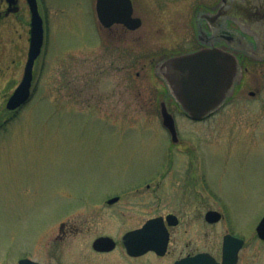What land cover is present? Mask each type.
Listing matches in <instances>:
<instances>
[{
  "label": "rangeland",
  "instance_id": "rangeland-1",
  "mask_svg": "<svg viewBox=\"0 0 264 264\" xmlns=\"http://www.w3.org/2000/svg\"><path fill=\"white\" fill-rule=\"evenodd\" d=\"M46 2L54 60L40 70L33 101L0 130V264L24 257L133 264L121 248L97 253L93 240L120 239L167 212L181 218L171 251L135 264H171L197 251L220 259L227 231L248 239L242 254L248 264H264L256 235L264 215V64L246 63L232 97L195 121L154 68L161 58L198 47L190 21L175 11L154 18L150 1L139 0L147 17L142 27L110 37L94 1V17L86 0ZM132 58L153 62L128 68ZM164 99L175 114L178 145L162 124ZM115 196L120 200L108 203ZM208 209L223 218L206 223Z\"/></svg>",
  "mask_w": 264,
  "mask_h": 264
},
{
  "label": "flooded vegetation",
  "instance_id": "flooded-vegetation-1",
  "mask_svg": "<svg viewBox=\"0 0 264 264\" xmlns=\"http://www.w3.org/2000/svg\"><path fill=\"white\" fill-rule=\"evenodd\" d=\"M73 3L81 0H73ZM76 1V2H75ZM89 1L90 11L92 12V5L94 1V11L97 21L101 27V31L106 33L110 37L123 36L129 32H135L137 29L142 27L143 23L146 20V11L139 6V0H130L132 6V17L138 19L141 23L136 28H130L126 23L115 20L117 16L124 15V10L126 7L121 3V0H105L103 5H108L111 7L112 13L110 16L106 17V21H111L109 25H106L100 17L98 3L100 0H86ZM148 6L151 10V15L154 17L160 18L161 16H168L167 14L172 12H177V17L180 20L190 21L191 23V31L194 34V42L198 45L197 48H192L191 50H187L184 53L194 52L203 47H207L210 45L219 46L225 50L232 51L235 53L239 59V62L242 66L243 73L241 81L238 85H241L244 73L249 68L246 66L248 62H255L257 64H264V0H255L250 4V6L240 7V10L248 15L251 23L237 22L238 20L235 18V12L239 9H233L231 11L228 8V14L220 15V8L222 6V0H205L202 3H195V0H149ZM58 3H62V0H57ZM64 3V2H63ZM36 4L39 14L42 18L43 24V41L42 46L38 54L32 56L33 46H34V15L32 5ZM48 2L46 0H0V130L6 127L8 122L12 121L19 113L24 109L30 102L33 101L36 93L39 89L40 84V70L45 69L47 66L51 65L52 62L49 60H54L53 52L50 53V36H49V28H50V16L48 13ZM148 8V9H149ZM154 11V12H153ZM93 15V12H92ZM94 17V15H93ZM155 18V17H154ZM224 19L228 21V27L232 32H238L239 35H230L231 42L227 41L223 38L224 30L221 26V20ZM211 20L212 24L214 23L215 27L209 22ZM200 21H204V29L209 33L208 35L200 34L199 24ZM247 21V20H246ZM220 25V27H219ZM251 28L255 29L254 32ZM239 36V38H237ZM245 37V38H244ZM244 38V39H243ZM251 40L252 44H254L255 48L258 51H261V55L258 57L251 56L246 53L243 48H247L244 43H247L245 40ZM192 40V39H188ZM243 47L242 49L237 47ZM119 51V47H117ZM125 51L123 52L124 55ZM119 56V52L117 53ZM130 54V52L128 53ZM173 55V54H172ZM168 58L167 56L161 58ZM135 58H132V61H129L130 64L128 68H135L136 66L140 68H147L148 65L152 64V62L147 61H138L135 62ZM159 61V62H160ZM149 63V64H148ZM158 63V62H157ZM154 63V68L157 64ZM31 68V81H30V95L25 103L20 106L11 109L8 107V102L11 96L14 94L16 89L20 86L26 76L27 69ZM237 85V86H238ZM251 94H254L251 92ZM219 111V110H217ZM215 111V112H217ZM184 112V111H183ZM214 112V113H215ZM185 113V112H184ZM174 114V113H173ZM185 115H187L185 113ZM210 116V115H209ZM208 116V117H209ZM175 117V114H174ZM207 118V117H206ZM204 118L203 120H205ZM176 119V118H175ZM202 121V120H200ZM177 124V122H176ZM178 130V127H177ZM179 133V131H178ZM181 138L179 135V141L174 144H180ZM120 200V198H119ZM118 200V201H119ZM116 201V202H118ZM115 202V203H116ZM204 218L206 223L215 224L217 222H209L206 219V214ZM264 216V215H263ZM263 216L259 219L256 224V235L257 238L264 243V238L260 237L257 231L258 224L260 223ZM223 218V215H222ZM221 218V219H222ZM158 219L157 226L161 228H166L169 231V243L167 245L166 251L164 254L158 253L154 249L147 250L143 253L139 254H131L128 251V248L123 240V235L120 239H115V245L112 249L109 250H100L95 248L94 240L92 242V247L97 253H109L121 248L128 257V260L131 263L135 264L136 259L142 258L148 254H154L156 257H164L171 250V243L173 238V230L181 224L180 215L176 212H167L165 214H156L145 219L141 225L131 228L130 230H135L144 226L148 221ZM220 221V220H219ZM218 221V222H219ZM128 230V231H130ZM226 234H231L243 240V243L238 251V260L237 264H248L242 254L245 247L248 245V239L235 234L231 231H227ZM223 236V238H224ZM223 247V241H222ZM200 252H208V251H200ZM199 253L192 252L187 255L180 256L173 260L171 264H173L176 260L183 258L185 256H192ZM210 253V252H208ZM212 254V253H211ZM218 261L222 260V252L220 259L214 256Z\"/></svg>",
  "mask_w": 264,
  "mask_h": 264
},
{
  "label": "water",
  "instance_id": "water-1",
  "mask_svg": "<svg viewBox=\"0 0 264 264\" xmlns=\"http://www.w3.org/2000/svg\"><path fill=\"white\" fill-rule=\"evenodd\" d=\"M105 0H100L98 9L101 19L106 25L112 21H106V17L112 13L111 7L103 5ZM255 0H222L219 15L228 14V8L239 9L235 12L237 22L251 23L248 15L240 10L245 5L250 6ZM124 5V15H119L115 20L126 23L130 28H136L140 21L132 17V6L130 0H121ZM34 15V50L32 56L38 54L43 41V24L36 4L32 5ZM247 17V18H246ZM247 20V21H246ZM211 22V20H209ZM212 24V22H211ZM224 30L223 38L231 42L230 35H239L232 32L228 27V21L221 20ZM215 27L214 23L212 24ZM200 34L208 35L204 29V21L199 24ZM220 27V25H219ZM251 30L256 33L254 28ZM239 36L237 38H239ZM245 38V37H244ZM243 38V39H244ZM247 43L237 47L244 50L251 56L258 57V51L254 44ZM260 58H264L260 57ZM155 72L165 82L168 94L178 103L179 107L192 119L202 120L217 111L235 92L237 85L242 78V66L235 53L225 50L219 46L210 45L194 52L174 55L163 59L155 66ZM31 68L27 69L25 79L16 89L8 102L9 108H16L25 103L30 95ZM163 125L171 133L172 141L178 142L179 135L176 127L175 117L169 109L166 99L160 102ZM118 196L109 200V203L116 202ZM221 218V213L217 210H210L206 214V219L216 222ZM158 219L148 221L143 227L128 231L123 240L129 253L139 254L147 250L154 249L160 254H164L169 242V231L166 228L157 226ZM258 234L264 238V217L259 223ZM243 240L227 234L223 242V260L218 262L210 253H198L177 260L174 264H237L238 251ZM115 240L111 236H100L94 241V246L100 250L112 249ZM18 264H45L31 258H22Z\"/></svg>",
  "mask_w": 264,
  "mask_h": 264
}]
</instances>
